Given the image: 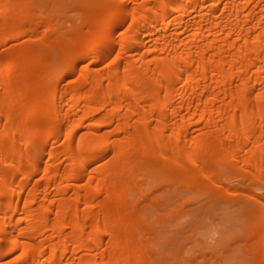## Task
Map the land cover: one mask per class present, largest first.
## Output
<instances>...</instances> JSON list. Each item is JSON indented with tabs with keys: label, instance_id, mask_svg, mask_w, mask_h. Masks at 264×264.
<instances>
[{
	"label": "bare ground",
	"instance_id": "obj_1",
	"mask_svg": "<svg viewBox=\"0 0 264 264\" xmlns=\"http://www.w3.org/2000/svg\"><path fill=\"white\" fill-rule=\"evenodd\" d=\"M55 1L0 0V264H158L146 233L183 200L150 226L143 203L264 184V0Z\"/></svg>",
	"mask_w": 264,
	"mask_h": 264
},
{
	"label": "rangeland",
	"instance_id": "obj_2",
	"mask_svg": "<svg viewBox=\"0 0 264 264\" xmlns=\"http://www.w3.org/2000/svg\"><path fill=\"white\" fill-rule=\"evenodd\" d=\"M49 1L48 9L59 14L62 4L55 0ZM66 2L72 0H65L64 4ZM65 9L67 17L61 21L64 27H69L78 9L69 3ZM238 180L231 177L228 181V190L233 193L223 191L209 195L199 189L173 188L160 191L156 205L143 203L150 226L161 203L176 198L179 199L178 203L183 200L179 204L181 207L168 216L166 210L161 211L162 217L167 219L149 228L145 238L146 251L158 264H247L243 241L239 236L247 218L251 216L249 210L257 208L261 214L262 207L255 199L247 198L245 193L252 190L264 193V184H250L246 181L248 190L243 191L237 188L241 184Z\"/></svg>",
	"mask_w": 264,
	"mask_h": 264
}]
</instances>
